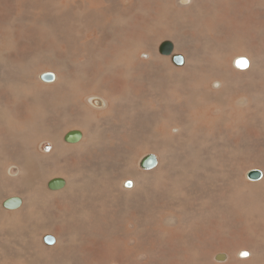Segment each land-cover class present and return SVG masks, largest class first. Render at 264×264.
<instances>
[{"label": "bare ground", "instance_id": "1", "mask_svg": "<svg viewBox=\"0 0 264 264\" xmlns=\"http://www.w3.org/2000/svg\"><path fill=\"white\" fill-rule=\"evenodd\" d=\"M200 1L206 6L201 3L198 4L196 0H173L175 5L183 8V10L189 5H193L196 11H194L195 15L191 14L193 18L190 16V29L197 37L204 39L208 34L216 37L214 38L215 43L211 44L213 46L212 58L208 64L214 61L211 64L213 69L219 68L224 73L222 83L225 84V87L215 91L216 93L213 95L230 97V94L236 93L237 89L243 87L237 81L231 86L236 89L231 88L225 91L226 83L229 80L225 74V69L226 71L233 69H228V64L221 57L222 53H230L231 58L235 56V53L232 55V51L239 54L248 53L253 55L252 59H256L254 65H252L253 60H251L252 67L246 73V79L251 81L252 89L257 88L254 95L256 101L253 97L251 99V89H245L243 90L245 92L244 98L238 102V105L243 109L245 106H249L255 112H259V117L254 118V123L251 126L243 127L239 125L240 120L237 119L236 127H232L233 124L229 123V127L231 125L230 128H232L231 131L225 129L222 133L200 130L212 123L219 122L221 119L216 114L222 109L217 110L216 113L213 112L217 116L216 119L212 120L204 113L202 117L197 119L196 124L189 118L184 119L180 116L175 118L173 114L178 112L181 115V109L187 108L188 105L180 107V103L160 97L159 94L165 87L167 91L176 90L170 86L171 84H167L168 79L163 76L162 78L156 77L155 81L150 84V82L139 79V77L135 79L137 73L132 72L133 68L144 69L151 66L147 65L149 60L146 59V56L150 55L144 53L141 59H138L141 48L132 47L128 41L126 42L129 46L125 47L123 42L119 40L120 43H118V40L112 38L113 43L110 42L107 45L106 42L101 41V32L104 29H98L94 32L102 43L97 48L99 50L103 48L102 52L107 56L108 50L110 56L116 57L117 55L118 63L116 61V64L112 65L109 60H106L107 63L98 61L102 64L101 71L97 75H92L93 72L100 69V66L93 70V61L84 62L88 74L86 82L92 85L91 92L87 94L88 86L82 83L84 81L83 76L77 79L67 77L70 74L68 67L70 58L66 59L63 52L44 53L36 58H29L32 51L38 50L34 46L41 47L44 44V36L42 40L38 39L35 35L38 30L31 24H25L21 34L16 36V30L12 29V26L15 25L17 19L10 14L14 12L15 7L6 5V8L2 9L10 13L4 15L3 22H0V26L2 25L0 27V51L2 52L0 81L9 84L11 89L0 92V109L5 118H9L8 124H4L0 120V185L6 189L8 187L25 189L27 194L23 195L20 191V194L10 195L9 198L4 199V202H0V224L5 226L7 223L6 216H12V224L13 222L17 223L15 217L25 214L27 216L25 218L29 222H36L35 226L38 225L43 232L48 233L47 231L52 229L51 232L57 236L56 239L49 235L54 239V242L49 245L52 247H48L44 243L46 236L42 239L38 234L39 237L36 238L31 226L26 235L23 234L20 238L17 236L13 244L19 252L25 247L27 249L24 250L27 252L26 257L16 262L12 261V258L8 259L10 258L8 256L7 259L8 262L10 260V263L6 260L5 264H42L44 262L51 264H64V262L67 264H196L200 261L202 263L207 262L209 253L216 250H220V252L214 255L213 260L225 264H236V259H231L225 251L227 244L226 236H224L225 229L221 228H225L227 223L228 226H233L234 223L229 225V222L233 221L235 217L238 218V211L247 215V218L244 219V228L248 232L249 238H244L241 234L242 239H250L256 243V246H254L253 251L247 252V255H245L246 251L241 256L239 254V257H243L241 259L244 260L238 261L237 264H264V230L260 232L257 229V223L264 226V218L260 219L264 214V173L253 168V170L261 173V177L257 179L259 181H254L258 183L249 185V190L238 188L241 184L237 182L239 175L243 176L242 174H244L243 166L247 168V166L264 161V149H259L260 145H264V11L263 7H259L258 0ZM66 2L71 3L72 1L66 0ZM107 2L112 3L113 1L108 0ZM44 3L56 4V9L60 10L58 5L61 3L60 0H44ZM158 8L157 0L148 5V19L134 12L131 27L127 29L131 34V41L143 40L148 42V45L153 42L152 34L149 31L147 33L142 32L141 27L149 23L147 20L151 19L152 21L150 15ZM162 8L163 10L166 9L167 5L162 3ZM74 14L76 15V13ZM92 14L95 13L92 12ZM50 21L48 20L47 23L50 24ZM100 21L102 20L100 19ZM157 27L161 26L157 25ZM122 31L125 32V29ZM58 32L65 34L63 29H59ZM245 32L251 36L240 35ZM45 33L48 34L47 31ZM141 33H143L142 36ZM204 33L205 35H203ZM66 38L68 37L66 36ZM86 38L84 39L86 40ZM54 40L63 42L58 41V36ZM4 42L5 44H3ZM87 42L89 41L87 40ZM64 44L65 48L74 51L73 54L66 53L67 56L78 55V50L76 46L73 47V43L69 44L68 40H65ZM224 44L228 46V49L225 48ZM151 45L153 46L154 42ZM173 45L174 53L175 51L179 52V48L174 43ZM89 46L92 47V44ZM49 47H51V43L47 42L46 48ZM186 48L188 47L185 43L181 50ZM43 49L45 48L41 50ZM159 49L160 46L154 50V54L158 62L164 65L169 61V57L160 56ZM190 49L194 60L190 61V56L185 60L183 67L170 70L176 75L187 76L188 80L197 78L199 64L196 65L197 59L195 57L201 56L194 46ZM90 50H81L82 56L86 57ZM51 55H54L57 62L56 66H59L55 69L58 73V81L56 82L57 77L53 73L56 77L55 81L45 83L51 85H41L37 82V74L43 70L40 64L45 70L51 69ZM234 58L237 59L233 57L231 65ZM238 58L242 57L239 56ZM244 60L246 59L244 58ZM246 61L249 64V61ZM152 66L156 67V65ZM208 66L206 65L205 68ZM156 69L158 68L156 67ZM205 72L206 69L202 71V73ZM73 74L78 76L76 72ZM102 85H104L106 93L102 94L103 98L101 96L91 97ZM203 85L205 84L198 81L193 86L194 89H203ZM141 87L142 90L139 91L138 89ZM1 100H5L4 105L1 104ZM196 100V98L191 99L188 103L196 102ZM90 102L103 109H91L88 106ZM226 106L227 104L225 108ZM161 110L165 111L162 112ZM1 118L3 119V117ZM154 122L159 127L156 140L155 135H152V130L155 128ZM118 130H122L124 133L121 134ZM71 132L79 133L80 137L75 141H69L72 142L71 144H67L66 136ZM130 133L133 135L130 136ZM148 133L153 137H148ZM175 139L181 141L185 145L183 151L188 152L196 160V163L199 161L201 165L200 168H196V172H192L194 166L188 172L184 168V171L180 170V175L191 178L194 183L198 184L201 182L199 179L202 182L205 180V188L210 183L212 176L217 183L213 184L216 188L222 186L219 180L225 181L223 179L226 178L227 182L231 181L234 184L236 179L237 188L235 191L227 194L213 190L210 191V194L203 196L206 190L197 189L198 184L194 187L195 184L191 179L179 180L181 178H174L179 172L177 169L171 170L175 168L172 161L175 162L176 157L172 161L166 162V160L171 147L174 148ZM194 139H197V142H194ZM44 140H52L54 143L53 151L47 155L38 150V144ZM159 141L162 149L156 153L162 155V160H160L159 154L143 155L138 161L143 173H137L132 182L125 184L118 180V183L112 181L110 169L113 174L120 170H133L135 172L138 166L136 164L138 155L141 152L145 154L154 146L153 142ZM112 149L116 154H121H117L120 156V161H114L116 160L115 153V156L110 159ZM148 158L155 159L156 164L145 166L144 162ZM204 161L210 163L208 171ZM148 170L151 171L147 172ZM249 173L250 171L247 173V177ZM7 174L15 179L9 178ZM51 176L53 177L48 181ZM114 177L116 176L114 175ZM54 180H62L64 183L61 187L50 189L48 185ZM170 190L174 192L172 198L168 200ZM201 197L205 199V204H201V200H199ZM147 198L154 205L160 204V209H163L162 206L164 205L168 211H172L173 215L165 216L161 213L158 214L159 216L156 215L158 219L153 220L145 212L141 214V210L138 208L145 206L144 203ZM10 199H19V206L7 208L11 210L5 211L3 206L5 207V203ZM179 199L184 200L185 206L177 203ZM198 200L199 203H196ZM85 202L86 205L84 206ZM104 203L109 204L110 207L119 208V210L123 207L138 210L127 215L132 216L130 219H134V222L130 223L129 221L128 223L124 215L114 213L115 211H112L113 214L110 216L115 221L110 219L107 222L106 215L102 219L100 217L101 220H97L99 206H104ZM68 216H70L69 221ZM179 218H183L185 221H179ZM202 218L207 222L204 223L201 232L196 236V232H198L196 223ZM37 221L40 223L38 224ZM159 221L164 226L162 228H166L168 232L165 246H162L156 237L157 230H161V228L156 227ZM224 222V227H220ZM128 224L130 225L128 226ZM24 229H26L25 226L18 225V231L24 232ZM86 230L85 238L83 235L80 241L75 240L72 236V233L81 232L83 234ZM36 231V233L39 232V230ZM191 231L192 234H189ZM3 233L7 235L5 232ZM217 235L221 239L216 238ZM159 236L161 239L162 235ZM213 240H215V244ZM14 246L12 247L14 248ZM35 249H37V254L34 257ZM66 250L72 251L78 260L66 259L65 256L67 255H64ZM11 252L10 254H12ZM6 255L9 254L6 252ZM1 256L3 255L1 254ZM0 261H2L1 264L5 262V260Z\"/></svg>", "mask_w": 264, "mask_h": 264}, {"label": "rangeland", "instance_id": "2", "mask_svg": "<svg viewBox=\"0 0 264 264\" xmlns=\"http://www.w3.org/2000/svg\"><path fill=\"white\" fill-rule=\"evenodd\" d=\"M71 1H72L71 3H67L66 0H60L61 3H58L60 10H57L56 7H55L56 4L44 3V0H0V22L1 23L3 22L4 15L10 13L9 11L6 12V11H3L2 9H5L6 5L14 6L15 10H14V12H12L10 14H11V16H13L14 18L17 19V21L15 22V25L12 26V29L16 30V36H19L21 34V31L25 28V24H29V25L31 24L32 27H34L35 29L38 30V33L35 31L36 32L35 35L37 36V38L42 40L43 36H44V39H45V42H44V44L41 47L34 46V48H36L38 50L32 51L30 53V55H29V58H36L39 55L44 54V53L63 52L66 55L65 56L66 59L68 57L70 58V60L68 62V67H69L70 74L67 75V77L70 78V79H77V78L83 76L84 77V81L82 83H84V84H86L88 86L87 94H89L91 92L92 85H90V84H88L86 82V79H87V76H88V74L86 72V69H85L86 63H88L89 61L90 62L93 61V63H94L93 70L97 69L98 66H100V69H98L95 72H93L92 75H95V74L97 75L101 71L102 64L99 63L98 61H100V62L103 61V62L107 63L106 60L107 61L109 60L112 63V65L118 63L117 55H116V57L110 56L109 55V50H108L107 51L108 56H107L104 52H102L103 48H101L100 50H99V48H97L98 46H101L102 43L99 41L97 36H95L94 32L96 30H98V29H102V30L104 29L103 32H101V35H102L101 36V41L106 42L107 45L110 42L113 43L112 38L118 40V43H120V41L123 42L125 47L129 46L127 44V42H126V41H128L131 44L132 47H135V48H138V49L141 48L139 50V54H138V57H137L138 59H141V57H142V55H144V53H148L150 55V56H146L147 57L146 59L149 60V63L147 65H151V66L145 67L144 69H137V68L134 69L133 68L132 72H136L137 73L136 77L134 76L135 79L137 77H139V79H144L145 81L150 82V84L155 81L154 79L156 77L162 78V76H163V77H166L168 79V83L167 84L168 85L171 84L170 86L174 87L176 90L173 89V91H171V90L167 91V89L165 87V89L159 94L160 97L162 99L165 97V98H168L170 100H174L175 102L180 103V107H184V106L188 105L187 108L181 109V112H180L181 115H179L178 112L175 113V114H173V112H172V114L175 116V118L177 116H180V117H182L184 119H188L189 118V119H191L193 121L194 124H196L198 122L197 119H199V117H202L204 115V113H206V115L211 117L212 120L216 119L217 118L216 115H218L219 118L221 119L219 122L212 123L208 127L201 128L200 130H204V131L205 130H212V131H219V132L223 133V130H225V129H228V130L231 131L232 128H230V127H231L232 124H233L232 127H236L237 125H235V123H236L237 119L240 120L239 125H242L243 127H247V126L253 125L254 118L259 117V112H255L254 110H252L253 109L252 107L245 106L244 109H243L242 107H240L238 105V102L240 100H242L244 98V96H245V92L243 90H245V89L246 90H248V89L250 90L251 89L250 90V93H252L251 99H252V97L254 98V95H255V93L257 91V88H253L252 89L253 86L251 84V81H248L246 79V73H248V71L251 69L252 65H254L256 63V59H252V57H253L252 54H248V53L239 54L238 52H235V51L231 52L230 51L232 53V55L235 53V56H233V57L237 58L236 60L234 58V60L232 62V65H231V60H232L233 57L231 58L230 57V53H228V52L222 53L221 57L223 58L224 62H226L228 64V69H230V70L233 69L232 71H226V69H225V74L229 78L228 82L226 83L227 88L225 89V91H228L229 89L233 88V87H231L232 84L237 82V81L239 83H241L240 86L243 85V87H240L239 89H237L236 93H238V94L232 93V95L230 94V97H228L227 95H224V97L214 96L216 94L213 95V93H216L215 91H219V90H221V89H223L225 87V84L222 83V77H223L224 73L221 72L219 68L217 70L213 69L211 64L214 61L212 63L208 64V62L212 58L211 53H212L213 46L211 44L215 43V39L214 38H216V37H213L211 34L210 35L208 34V36H206L204 39H201V38L197 37V35L190 29L191 28V26H190V21H191L190 16H191V14L195 15L194 11H196L193 8V5H189L187 8H185L183 10V8L181 9L177 5H175L173 0L172 1H170V0H157V5H158L159 8L155 9V12H153L151 14L152 16L150 15V18H152V21H151V19L147 20L149 23L145 24V25H143V27H141L142 32L147 33L149 31L152 34L153 42H154V45L152 46L151 44L153 42L151 44L149 43V45H148V42H145L143 40H133V41H131V38H130L131 34H130L129 31H127V29L131 27L134 12H137V13L141 14L142 17L145 16V18L148 19V12H147L148 11V5L151 2H153L154 0H112L113 1L112 3L111 2H107L108 0H71ZM258 1H259V7L260 8L263 7V11H264V0H258ZM161 2L163 4H165V5H167L166 9L163 10ZM196 2L198 4L201 3L202 5H204L200 0H196ZM243 3L246 4L245 1H243ZM204 6H206V5H204ZM136 8H139V9H136ZM92 12L95 13V14H92ZM74 13H76V15ZM61 18H63V19H61ZM69 18H70V20H69ZM81 19H82V21H81ZM100 19L102 21H100ZM105 19H107V20H105ZM48 20H51L50 24L47 23ZM72 21H73V24H72ZM150 21H151V23H150ZM102 22L104 23L103 25H102ZM196 22H197V20H196ZM157 25H160L161 27H157ZM71 27H72V29H71ZM134 27H135V25H134ZM19 28H20V31H19ZM59 29H63L65 34H59V32H58ZM65 29H66V31H65ZM124 29H125V32L122 31ZM45 31H47L48 34H46ZM140 35L142 36L143 33H141ZM203 35H205V33ZM240 35L241 36H245V37L246 36H251L247 32L242 33ZM56 36H58V41H63V42L55 41L54 39H55ZM66 36L68 38H66ZM98 36H99V33H98ZM166 36H168V37H166ZM85 37H87L86 40L84 39ZM65 40H68L69 44L73 43V47L76 46V48L78 50V55L76 54L74 56H71V55L67 56L68 54H73L74 51L71 50L70 48H65L64 47L65 46V44H64ZM87 40L89 42H87ZM116 40H114V41H116ZM167 41L171 42L172 45L174 43L175 46H177L179 48V52L175 51V54L182 55L185 58V60L187 58H189L191 56V54H192L190 47L194 46L196 50L198 49V52H199V54L201 56L200 57H195L197 59L195 61L196 65L199 64V68H198V71H197L198 72L197 78H191L190 80H188L187 76L186 77H182V76L176 75L174 73H171L170 70H174V68L177 69V68H180V67H178V66H176V65H174L172 63V57L170 55H165V54H161L160 53V56H162V57H165V58L169 57V61L170 62L167 61L164 58H162V59L167 61L166 64L163 65V63L160 64L158 62V60L155 57L154 50L157 47L159 48V46L163 42H167ZM47 42L51 43V47L46 48ZM75 42H77V43H75ZM89 43L92 44V47L89 46L90 45ZM185 43H186V46L188 48L181 50L182 46H184ZM3 44H5V42ZM154 46H157V47L155 48ZM224 46H225L226 49H228L227 45L224 44ZM173 47H174V45H173ZM42 48H45V49L41 50ZM142 48H144V49H142ZM83 49L84 50L91 49L89 51L88 55L86 54L87 55L86 57L85 56L83 57L82 54H81V52H82L81 50H83ZM159 51H160V49H159ZM66 53H68V54H66ZM244 54H246V55H244ZM239 56L242 57V58H238ZM1 57H2V52L0 51V58ZM244 58L249 61L250 65L248 64V62L246 60H244ZM189 59H190V61H193L194 57L191 56ZM46 60H47V57H46ZM251 60H253L252 65H251ZM84 62H86V63H84ZM56 63L57 62H56V59H55L54 55H51V66H52L51 69L47 68L45 70L42 67V64H40L41 68L43 70L37 74V78H38L37 82L39 84H41V85H51V84H45V82L43 83V82L40 81L39 76H40V74H43V73H54L56 75V77H57L56 82L58 81V73H57V71L55 69H56V67H59V66H56ZM152 65H156V67L158 69H156V67L155 66L153 67ZM157 65L158 66L160 65V66L158 67ZM184 65H185V63H184ZM206 65L207 66L209 65V66L207 68H205ZM238 65L239 66H244V67H239ZM181 67H183V66H181ZM205 69H206V72L202 73V71H205ZM150 70H151V72H150ZM74 72H76V74H78V76L74 75L73 74ZM160 72H162V73H160ZM220 72H221V74H219ZM140 76H141V78H140ZM198 81H201L203 84L206 85V86L203 85L204 87L202 86L203 89L200 88L202 90L194 89L193 85H195ZM5 89H11V88L9 87V84L0 81V92L2 93V91L5 90ZM233 89H236V88H233ZM138 90L141 91L142 87L139 88ZM207 90H209V91H207ZM167 92H168V94H165ZM104 93H105L104 85H102V86L99 87V89L96 92V94L92 95L91 97H93V96H101L103 98L102 94H104ZM207 95H209L208 96L209 98L206 97ZM198 96H201V97L199 98ZM210 96H214V97H210ZM204 97H206V99H204ZM194 98L197 99L196 102L192 101V102L188 103L189 100H191V99L193 100ZM201 98H202V100H200ZM207 101H209V102H207ZM255 101H256V99H255ZM195 103H197V104H195ZM1 104L4 105L5 104V100H1ZM226 104H227V106L225 108ZM195 105H196V107H195ZM213 105H214V107H213ZM88 106L91 109H93V110L103 109V108H100L99 105L94 106L91 102H90V104L88 103ZM235 106H236V108H235ZM193 107H195V108H193ZM1 108L4 109V107H1ZM216 108H218V109H216ZM220 109H222V110H220ZM168 110L170 111V108H168ZM217 110H220V111H219V113H217L215 115L214 113H216ZM161 111L164 112L165 110H161ZM238 115H239V117H238ZM1 117H3L4 120ZM225 117H227V118L225 119ZM232 117H233V120H231ZM0 118H1L0 120H2L4 122V124H8L9 118H5V115L2 114V110L1 109H0ZM241 119H243V120H241ZM229 123H231L230 127H229ZM154 124H155V128L152 130V135H155V140H156L157 135L159 133V127H158V124L156 122H154ZM118 132L121 133V134L124 133V131H122V130H118ZM245 134H246V132H245ZM131 135H133V134L130 133V136ZM147 136L150 137V138L153 137V136H151L150 133H148ZM155 140H154V142H155ZM67 142H66L67 144H71L72 143V142H69V141H67ZM154 142H153L154 146L152 145L153 147L150 148L148 150V152H146L145 154H143V152H141L138 155L137 160H136L137 161L136 164H138V166H137V170L138 171L136 170L134 172L133 170H129V171L128 170H120V171H118L119 173L117 171H115V173L113 174L111 169H110V174H112V176H111L112 177V181L114 180V182H116V183H118V181L119 182H124V184H125L126 182H132L133 179L135 178V175H137V173L138 174L143 173L141 171L142 167H139V163H138L139 159H141L143 157V155H151L152 156V154L153 155H158L159 154L160 160H162V155L160 153H158V154L156 153V151H161V149H162L161 143H160V141L157 142V143H154ZM194 142H197V139H194ZM260 146H261V148H260ZM260 146H259V149H264V145H260ZM172 148H173V146L171 147V149H170V151L168 153L169 156H168V159L166 160V162L168 160L172 161V159L176 157L175 158V162L172 161V163L175 164V168H173L171 170H176L177 169L179 172H178V174H176L174 176V178H176V179L181 178L179 180L191 179V178H188V177L187 178L184 177V175H180L179 174V173H181L180 170L184 171L183 169L186 168L187 169L186 172H188L189 170L192 169V166H194L195 170L193 169L192 172H196L197 171L196 168L197 167H199V168L201 167V165L199 164V161H197V163H196V160L193 159L188 152L183 151L184 148H185V145L179 140H176V139L174 140V148L173 149ZM53 149H54V143H53L52 140H44L42 143L38 144V150L39 151L41 150L40 152H42V153H44L46 155L49 154L50 152H52ZM112 151H114V150L112 149L110 151V155H111L110 159H112L115 156V154H116L115 151L114 152H112ZM153 151H155V152H153ZM117 154L121 155L120 153H117ZM117 154H116V157H115L116 160H114V161H120V156H118ZM186 155H188V156H186ZM189 158L192 159V160H190ZM205 162H207V163H205ZM203 163L208 167L206 169L208 171L209 167H210L209 161H204ZM189 165H190V168H189ZM255 165L253 164V165L247 166V168H246V166H243V170L242 171H243L244 174H242L243 176L239 175V180L237 181L235 179L234 184L231 181L227 182L226 178L223 179L225 181L219 180L222 183V186L220 185L218 188H216L214 186L217 183H215L216 181H214V177L213 176L211 177V181L208 184L207 188L204 187L206 185V181L205 180L202 182V180L199 179V181H201V182H199V184L198 183H194V180H192V179L191 180L195 184L194 187H196V185L198 184L197 185V187H198L197 189H202V190L205 189L206 190L205 193L203 194V196H206L207 194H210V191H213V190H216L217 192H225L227 194H230V192H234L235 189L237 188L236 181L239 184H241L240 185L241 187L238 186V188H242V189L245 188V190H249L250 189L249 185H251L253 183H258V182H254L256 180L251 181L247 177V173L249 171L252 172L251 170H253V168L261 170V172L263 171L262 173H264V161H260L258 163H255ZM150 171L151 170H148L147 172H150ZM253 171H255V170H253ZM128 172H130V173H128ZM131 172H133V173H131ZM126 174H127V176H126ZM114 175L116 177H114ZM7 176H8V174H7ZM128 176H132V177L129 178ZM8 177L12 178V179H15L14 177H12L10 175ZM52 177L53 176L49 177L48 181ZM242 180H244V181L242 182ZM257 181H259V180H257ZM202 183H203V185H202ZM201 186H203V187H201ZM9 188L10 187H8L6 189L4 186L2 187L0 185V202H4V199L6 200V198H9L10 195H18V194H20V191H21V193L23 195L27 194V191L25 189L15 188V187H11L10 189ZM6 190H7L8 193L6 192ZM173 192H174L173 190H170L168 192V200L172 198ZM199 200H201V204H205V199L204 198L201 197ZM199 200L196 203H199ZM148 202H150V204H148ZM177 203H180V204L185 206V202L182 199H179V202H177ZM85 205H86V202L84 203V206ZM103 205L104 206H99L97 220H101L106 215V219H107L106 221L109 222L110 219H113L110 216L115 211L114 213H120L121 215H124V217L127 219L128 223H129V221H130V223H133L134 219H130V218H132V216H127V215L130 214V213H134V212L138 211V210L130 209L128 207H123L122 209L119 210V208H115L113 206L110 207L109 204H105V203ZM144 205L145 206H143V208H138V209L141 210L140 213L142 214L143 212H145L148 215V217L149 218L152 217L153 220L158 219L157 216H159L161 213L163 215H165V216L173 215L172 211L171 212L168 211L164 205L162 206L163 209H160V204L154 205L150 201L149 198H147V201L144 203ZM152 206H154V207H152ZM169 207L171 208L172 206H169ZM3 209L5 211L11 210V209L5 208L4 206H3ZM159 210H160V212H159ZM101 214H104V215H101ZM22 215L20 217H15V219L17 218L16 219L17 223L13 222V224H16L15 226H12L13 225L12 222H11V221H13L12 216H10V217L6 216V222L7 223L5 224V222H4L5 226H2V224H0V229H1L0 230V235L2 236V237L0 236V243H1L0 244V253L3 252L1 254L3 256L5 255L4 258H3V256H1L0 260H5V262L3 264L6 263V260L8 262V259H11V258H12L11 259L12 261L19 262L24 257H26L27 252H25L24 250H27V249L24 247L23 248L24 250H21L19 252L13 244H14V241H15L16 237L19 236V238H20L23 234L26 235L27 231L29 229H31V226H32V230L34 231V234H35L36 238H38L39 235H40V237H42V239H43V237H45V236L47 237L49 235H52L55 238L57 237L55 233L51 232L52 229L47 231L48 233L43 232L42 228H40L38 225L35 226L36 222H29V220L27 218H25L27 216L25 214H22ZM237 216H238V218L235 217L233 219V221L229 222V225L234 223L235 226L234 225L233 226H228L227 225L228 223H227L225 228H221V229H225V231H224L225 235L224 236H226L225 240L227 241V244L225 246V248H226L225 251H226V253L229 254L231 259H233V258L236 259V264L238 263V261L244 260V259H241L243 257H241V258L239 257V254L241 256V254L244 253L245 251H246L245 253L253 251V249L255 248L254 246H256V243L254 241H252L250 239H246V240L242 239V236L244 238H249L248 232L244 228V225H245L244 219L247 218V215L243 214V212H241V211H238L237 212ZM21 217H23L22 220H21ZM100 217H101V219H99ZM9 218H11L12 220L9 219ZM263 218H264V214H263V216L260 219H263ZM69 220H70V216H68V221ZM179 221H185V220L183 218H181V219L179 218ZM205 222H207V220L202 218L201 221L196 223V225H197L196 230L198 231V232H196V236L199 235V233L201 232V229L205 225L204 224ZM37 223L39 224L40 221H37ZM158 223H159V225H158ZM17 224L26 227V229H24L25 233L23 231L20 232V231L17 230V228H18ZM129 225L130 224H128V226ZM224 225H225V222L220 227H224ZM257 225H258L257 229L260 232H262L264 230L263 224L257 223ZM156 227L157 228H161V230H157L156 237H157L158 240H160L159 242L162 244V246H165L164 245L165 244V239H166V236H167L168 232L166 231V228H162L164 226L161 224L160 221L157 222ZM6 229H9L10 232H9V230H6ZM12 229L15 232L16 235L14 234L13 231H11ZM36 230H39V232L36 233L37 232ZM3 232H5L7 235H5ZM86 232H87V230L83 234L81 232H79L78 234L77 233H75V234L72 233V236L74 237L75 240L77 239V240L80 241V239L82 238L83 235H84L83 237L85 238V233ZM158 234L162 235L161 239L159 238L160 236ZM189 234H192V231L189 232ZM241 234H242V236H241ZM67 235H68V237L70 236L68 231H67ZM216 238L221 239L219 235H217ZM199 241H200V239H199ZM199 241H198V243H199ZM213 241H214V244H215V240H213ZM44 243H46V242L44 241ZM12 246H14L15 249ZM48 247H52V246L48 245ZM9 249H10V251H12L11 252L12 254H10ZM3 250L6 251L7 254H9V255H6V252L4 253ZM231 250H234V251L231 252ZM218 252H220V250H216L213 253L212 252L209 253V259H208L209 262L207 261V262L202 263V261H200L199 263H196V264H205V263L206 264L207 263L208 264H215V263L216 264H225L223 262H217V261L213 260L214 255L217 254ZM238 252H240V253H238ZM36 254H37V249H35L34 257L36 256ZM64 255H67L65 257L68 260L69 259H74L75 261L78 260L77 256L70 250H66ZM69 255H71V256H69ZM8 256L10 258H8ZM11 256H13V257H11ZM1 263H2V261H0V264ZM8 263H10V260H9ZM42 264H51V263H49V262L45 263L44 262ZM64 264H67V262H64Z\"/></svg>", "mask_w": 264, "mask_h": 264}, {"label": "water", "instance_id": "3", "mask_svg": "<svg viewBox=\"0 0 264 264\" xmlns=\"http://www.w3.org/2000/svg\"><path fill=\"white\" fill-rule=\"evenodd\" d=\"M173 45L171 44V42L167 41V42H163L160 45V52L162 54L165 55H170L172 57V63L178 67H181L184 65L185 62V58L182 55L179 54H175L173 51ZM247 65V64H246ZM239 66V65H238ZM239 67H244V66H239ZM55 75L53 73H44L40 76L41 81L45 82V83H52L55 81ZM80 137V134L77 132H71L66 136V140L67 141H75ZM156 164L155 159L153 158H148L145 162L144 165L145 166H153ZM261 177V173L258 171H252L248 174V178L250 180H257ZM63 181L62 180H54L50 183L49 187L50 189H56L58 187H61L63 185ZM19 199H10L5 203V207L6 208H14L19 206ZM45 242L47 245H51L54 242V239L50 236H47L44 238ZM221 260V258H220Z\"/></svg>", "mask_w": 264, "mask_h": 264}, {"label": "snow or ice", "instance_id": "4", "mask_svg": "<svg viewBox=\"0 0 264 264\" xmlns=\"http://www.w3.org/2000/svg\"><path fill=\"white\" fill-rule=\"evenodd\" d=\"M130 186V185H129ZM245 255H247L246 253H245Z\"/></svg>", "mask_w": 264, "mask_h": 264}]
</instances>
